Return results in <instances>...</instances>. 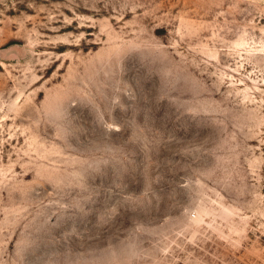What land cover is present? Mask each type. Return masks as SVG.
Masks as SVG:
<instances>
[{"label": "rangeland", "instance_id": "374dc122", "mask_svg": "<svg viewBox=\"0 0 264 264\" xmlns=\"http://www.w3.org/2000/svg\"><path fill=\"white\" fill-rule=\"evenodd\" d=\"M0 264H264V0H0Z\"/></svg>", "mask_w": 264, "mask_h": 264}]
</instances>
